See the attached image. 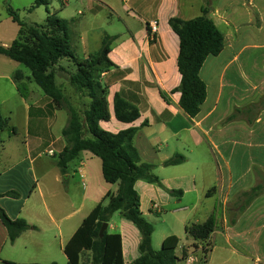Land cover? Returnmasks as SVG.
<instances>
[{
	"label": "crops",
	"instance_id": "1",
	"mask_svg": "<svg viewBox=\"0 0 264 264\" xmlns=\"http://www.w3.org/2000/svg\"><path fill=\"white\" fill-rule=\"evenodd\" d=\"M79 2L94 18L103 10L112 17L111 29L97 30L94 38L90 30L79 31L84 48V57L79 59L97 53L106 35L114 37L110 53L114 67L102 73L100 79L109 90L111 119L100 126L112 133L130 127L140 129L135 146L144 163L155 165L154 174L161 182V186L146 181L135 185L144 217L152 212L162 213L168 205H183L193 214L185 222V230L188 224H202L214 216L216 229L210 238L208 264L219 249L226 258L218 264L247 263L251 260L248 254L254 252V237H248L254 230V217L264 229V0ZM207 4L208 16L224 35L225 46L220 55L209 56L202 67L200 77L206 84V100L200 113L191 118L180 106L181 94L173 93L181 83L179 38L169 20L199 17ZM79 14L85 16L84 11ZM153 22L158 27L152 34ZM247 52L254 54L242 64ZM243 65L248 75L243 74ZM23 73L28 86L26 97L18 91L14 74L6 77L13 90L0 91L6 123L0 132V208L12 220L24 219L34 229L24 232L12 244L0 220V264H38L28 259L34 252L62 254L67 264L65 246L97 205H107L104 198L115 195L119 185L106 182L101 160L98 162V157L90 152L80 153L69 163L66 173H61L56 158L67 145L62 131L68 118L34 86L31 76ZM115 95L138 109V121L128 125L115 118ZM61 119L64 122L55 135L53 127ZM242 147H252L254 152L251 160L256 183L249 185L237 168L248 156ZM50 150L53 155H48ZM177 155L185 158L184 163L165 165ZM174 191L181 193L174 195ZM9 192L18 196H6ZM259 201L263 202L256 206ZM153 203L159 206L158 211L152 208ZM130 223L120 213L108 223L109 234L122 236L125 264L140 257L142 236ZM169 236L180 240L176 255L182 261L178 264H186L191 257L192 264H198L195 242L186 231L185 240L175 233L165 235L161 247ZM218 237L223 240L221 246L216 245ZM262 247L256 246L255 252L260 253ZM233 259L237 261L234 263Z\"/></svg>",
	"mask_w": 264,
	"mask_h": 264
},
{
	"label": "trees",
	"instance_id": "2",
	"mask_svg": "<svg viewBox=\"0 0 264 264\" xmlns=\"http://www.w3.org/2000/svg\"><path fill=\"white\" fill-rule=\"evenodd\" d=\"M47 0H36L34 6L46 5ZM7 13L19 26L17 38L10 46L0 45V55L21 63L31 70L32 80L44 94L52 100L58 110L66 111L68 123L62 131L66 141L65 149L59 154L57 166L65 174L70 162L80 153L90 152L102 163V173L106 182L118 184L115 195L107 194L90 215L83 221L74 236L65 246L67 264H81L82 257L90 254L91 264H125L122 250V236L109 234L108 230L100 237V230L109 223L116 213H120L140 232V257L131 264H178L182 259L176 255L180 240L176 236L167 237L160 250L153 248L154 227L142 211L140 196L135 189L138 181H146L161 186L160 179L154 174L155 165L144 163L135 146V138L140 131L137 127L112 133L101 128L100 123L109 122V90L101 83V75L109 71L114 64L110 59L114 37L106 35L101 49L80 60L72 50L70 27L73 20H62L48 15L45 24L28 26L21 20L18 12L7 6ZM207 4L202 15L191 20L171 18L169 25L179 38L178 70L181 75L179 87L173 93H180V106L186 114L194 118L206 100V84L200 72L209 56H218L225 46L224 35L209 18ZM62 60H67L75 68L69 75V83L79 93L91 99L89 107L80 114L57 85V70ZM24 73L17 71L14 81L18 91L27 96L28 86ZM164 96V95H163ZM165 97V96H164ZM114 116L124 124H133L140 118L138 109L127 103L120 95L114 97ZM5 119L0 105V132L5 127ZM185 158L177 155L165 162L166 166H177ZM174 195L181 193L174 191ZM6 196H18L9 192ZM0 220L8 231L13 244L24 232L34 229L24 219L12 220L0 208ZM216 229L214 216L202 224H188L187 236L195 242V248L201 250L198 264H208L212 252L211 235ZM201 245V247H199ZM184 257V256H183ZM12 264V263H11Z\"/></svg>",
	"mask_w": 264,
	"mask_h": 264
},
{
	"label": "rangeland",
	"instance_id": "3",
	"mask_svg": "<svg viewBox=\"0 0 264 264\" xmlns=\"http://www.w3.org/2000/svg\"><path fill=\"white\" fill-rule=\"evenodd\" d=\"M49 3L46 5H41L40 7L34 6L36 0H0V45H10L13 39H16L19 31V26L14 23L11 17L7 13V6H11L16 12H18L22 21H24L28 26L34 24H45L46 18L48 15H54L62 20H74L75 23L70 27V34L72 38V50L75 52L78 58L84 57V48L80 44L79 39V31L82 29L90 30L92 33V37H95V32L99 29H111L110 20L111 15L109 11L103 10L99 15L94 18L89 14L88 11L84 10V7L79 2V0H69L68 2H64V0H47ZM79 11H84L85 16L79 14ZM84 20V21H83ZM116 25L119 26V22L116 20ZM74 31V32H73ZM250 54H254L252 52L246 53L244 57H242V64L249 59ZM58 67L64 68V70H57V80L56 83L60 87L64 89L65 95L77 109V111L82 114L84 110H86L91 104V99L86 97L84 94L80 95L77 91L71 87L69 83V75L75 71V68L69 63L67 60H62L59 63ZM19 69L25 74L31 76V70L28 69L25 65L21 63H17L12 61L11 59L0 55V91L4 93H8L13 90L11 83L6 80V77H12ZM243 74L248 75V69L243 65ZM3 78V79H2ZM34 86L40 89L36 84ZM41 90V89H40ZM1 99V96H0ZM63 115L65 119L68 118L66 111L63 110ZM67 120V119H66ZM64 122L61 119L56 126L53 127V132L55 135L58 134V130ZM66 123V122H65ZM66 125V124H65ZM66 127V126H65ZM233 146V144H232ZM241 148L240 146L237 147ZM243 153H248L240 164H237V168L239 169L241 175L244 176V182L249 184L256 183L255 176V167L254 163L251 159L254 158V152L252 147H242ZM253 152L252 158L250 157ZM49 155V154H48ZM46 158V155L43 156ZM58 159V155L56 160ZM55 160V159H54ZM100 162V159H98ZM245 174V175H244ZM263 201L257 202L256 206L260 205ZM155 204V203H153ZM152 204V205H153ZM182 206L178 205H168L163 209L162 213H148L145 216V219L151 223L154 227L153 241H154V250L158 251L161 249V241L165 235L169 233H175L180 236L183 240H185V230L184 224L185 222L193 217V214L189 210H184ZM145 212H147L146 208H144ZM254 212L255 209H254ZM202 216V215H201ZM200 218L199 214L197 216ZM119 218V217H118ZM132 224V223H130ZM241 228L244 229L245 224L242 223ZM250 229V228H247ZM251 234V232H250ZM248 237H254V252L250 255L251 260L245 264H264V229L262 228V222L256 221L254 217V230L252 235ZM223 240L218 237L216 239V245L221 246ZM256 246H263L260 249V253L255 252ZM195 254L199 257L201 255V250L194 248ZM226 256L220 251V249L215 254L213 261L211 264H218L224 261ZM260 258V260H257ZM30 263H38V264H49L51 261H59L60 264H65L66 257L64 255L55 256L44 253L34 252L31 256L28 257ZM56 259V260H53ZM234 263L237 259H233ZM260 261V263H259ZM90 263V254L86 253L84 257V264Z\"/></svg>",
	"mask_w": 264,
	"mask_h": 264
},
{
	"label": "built area",
	"instance_id": "4",
	"mask_svg": "<svg viewBox=\"0 0 264 264\" xmlns=\"http://www.w3.org/2000/svg\"><path fill=\"white\" fill-rule=\"evenodd\" d=\"M69 0H64V2H68ZM157 23L156 22H153L152 24H151V26H150V33H156L157 32ZM48 154L49 155H53L54 153H53V151H49L48 152ZM152 208L154 209V210H159V206L158 205H156V204H153V206H152ZM193 260V258L191 257V258H188V260H187V262H186V264H192V261Z\"/></svg>",
	"mask_w": 264,
	"mask_h": 264
},
{
	"label": "water",
	"instance_id": "5",
	"mask_svg": "<svg viewBox=\"0 0 264 264\" xmlns=\"http://www.w3.org/2000/svg\"><path fill=\"white\" fill-rule=\"evenodd\" d=\"M108 223L103 224L101 230H100V237L102 238L104 236V233L108 230Z\"/></svg>",
	"mask_w": 264,
	"mask_h": 264
}]
</instances>
